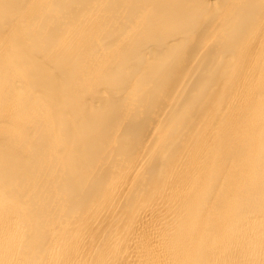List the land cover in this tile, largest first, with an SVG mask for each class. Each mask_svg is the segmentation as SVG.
Masks as SVG:
<instances>
[{
  "label": "bare ground",
  "instance_id": "6f19581e",
  "mask_svg": "<svg viewBox=\"0 0 264 264\" xmlns=\"http://www.w3.org/2000/svg\"><path fill=\"white\" fill-rule=\"evenodd\" d=\"M0 264H264V0H0Z\"/></svg>",
  "mask_w": 264,
  "mask_h": 264
}]
</instances>
